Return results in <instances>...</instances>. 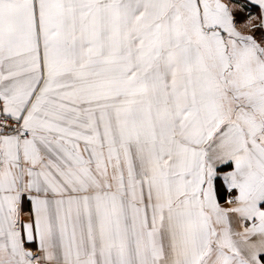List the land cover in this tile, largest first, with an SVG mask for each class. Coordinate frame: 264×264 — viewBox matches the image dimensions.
Returning <instances> with one entry per match:
<instances>
[{
	"label": "snow or ice",
	"instance_id": "6c2138e0",
	"mask_svg": "<svg viewBox=\"0 0 264 264\" xmlns=\"http://www.w3.org/2000/svg\"><path fill=\"white\" fill-rule=\"evenodd\" d=\"M0 264H264V0H0Z\"/></svg>",
	"mask_w": 264,
	"mask_h": 264
}]
</instances>
